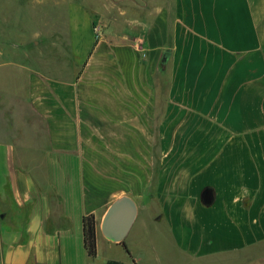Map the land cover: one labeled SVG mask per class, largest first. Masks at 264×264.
<instances>
[{
	"label": "crops",
	"instance_id": "0c3cea01",
	"mask_svg": "<svg viewBox=\"0 0 264 264\" xmlns=\"http://www.w3.org/2000/svg\"><path fill=\"white\" fill-rule=\"evenodd\" d=\"M66 33L56 76L0 63V264L264 246V0L74 1ZM123 197L138 212L115 242L103 223Z\"/></svg>",
	"mask_w": 264,
	"mask_h": 264
},
{
	"label": "rangeland",
	"instance_id": "374dc122",
	"mask_svg": "<svg viewBox=\"0 0 264 264\" xmlns=\"http://www.w3.org/2000/svg\"><path fill=\"white\" fill-rule=\"evenodd\" d=\"M74 1L81 0H0V63L10 66L15 62L56 76L60 53L68 43V7ZM94 2L97 10L110 15V0ZM189 264H264V246L210 259L195 258Z\"/></svg>",
	"mask_w": 264,
	"mask_h": 264
},
{
	"label": "water",
	"instance_id": "95a60500",
	"mask_svg": "<svg viewBox=\"0 0 264 264\" xmlns=\"http://www.w3.org/2000/svg\"><path fill=\"white\" fill-rule=\"evenodd\" d=\"M137 212V205L131 198L123 197L117 200L106 214L103 223L105 236L115 242L123 240L130 231Z\"/></svg>",
	"mask_w": 264,
	"mask_h": 264
},
{
	"label": "trees",
	"instance_id": "16d2710c",
	"mask_svg": "<svg viewBox=\"0 0 264 264\" xmlns=\"http://www.w3.org/2000/svg\"><path fill=\"white\" fill-rule=\"evenodd\" d=\"M84 236H85V247L88 252V255L91 258H95L97 256V233H96V219L94 215L85 217L84 219ZM111 264H118V263L114 262Z\"/></svg>",
	"mask_w": 264,
	"mask_h": 264
},
{
	"label": "built area",
	"instance_id": "2783aa9c",
	"mask_svg": "<svg viewBox=\"0 0 264 264\" xmlns=\"http://www.w3.org/2000/svg\"><path fill=\"white\" fill-rule=\"evenodd\" d=\"M98 31V29L96 28V32Z\"/></svg>",
	"mask_w": 264,
	"mask_h": 264
}]
</instances>
